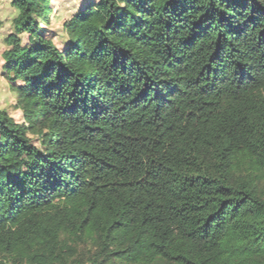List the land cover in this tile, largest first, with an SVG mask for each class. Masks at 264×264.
<instances>
[{
  "label": "trees",
  "instance_id": "16d2710c",
  "mask_svg": "<svg viewBox=\"0 0 264 264\" xmlns=\"http://www.w3.org/2000/svg\"><path fill=\"white\" fill-rule=\"evenodd\" d=\"M11 3L0 264H264V0Z\"/></svg>",
  "mask_w": 264,
  "mask_h": 264
},
{
  "label": "rangeland",
  "instance_id": "374dc122",
  "mask_svg": "<svg viewBox=\"0 0 264 264\" xmlns=\"http://www.w3.org/2000/svg\"><path fill=\"white\" fill-rule=\"evenodd\" d=\"M86 0H52L53 15L51 24L45 27L46 34L53 39L59 48H63L67 42L63 25L78 11H80ZM18 11L13 7L11 0H0V110L6 111L18 123H23V114L16 109V95L11 91L10 83L3 69V53L7 50L6 39L14 33V20L18 16ZM24 43L28 37H22ZM34 143L39 146V136L31 134ZM90 248L80 246L73 248V252L65 253V264H86L90 257Z\"/></svg>",
  "mask_w": 264,
  "mask_h": 264
}]
</instances>
